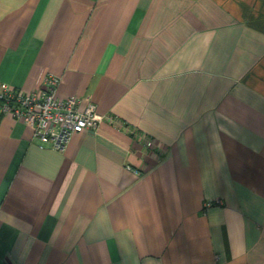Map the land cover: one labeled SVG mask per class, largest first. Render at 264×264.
<instances>
[{"label": "crops", "instance_id": "crops-1", "mask_svg": "<svg viewBox=\"0 0 264 264\" xmlns=\"http://www.w3.org/2000/svg\"><path fill=\"white\" fill-rule=\"evenodd\" d=\"M46 73L106 118L0 116V264H264V0H0V82Z\"/></svg>", "mask_w": 264, "mask_h": 264}, {"label": "built area", "instance_id": "built-area-1", "mask_svg": "<svg viewBox=\"0 0 264 264\" xmlns=\"http://www.w3.org/2000/svg\"><path fill=\"white\" fill-rule=\"evenodd\" d=\"M59 82L60 77L52 73H46L41 86L31 91L0 82V116L29 125L39 147L63 151L73 134L85 129L97 131L106 115L97 112L92 101L80 110L78 96L57 97ZM211 204L205 202V206Z\"/></svg>", "mask_w": 264, "mask_h": 264}]
</instances>
